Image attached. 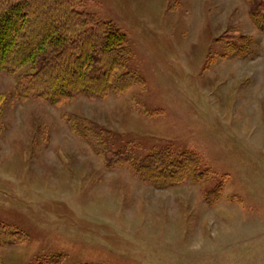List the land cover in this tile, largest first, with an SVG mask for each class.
I'll list each match as a JSON object with an SVG mask.
<instances>
[{"label": "rangeland", "instance_id": "obj_1", "mask_svg": "<svg viewBox=\"0 0 264 264\" xmlns=\"http://www.w3.org/2000/svg\"><path fill=\"white\" fill-rule=\"evenodd\" d=\"M83 1L126 33L143 82L52 104L18 99V73L0 69V221L25 234L0 264H264V31L249 1ZM71 116L110 149L193 154L204 175L157 187L109 167Z\"/></svg>", "mask_w": 264, "mask_h": 264}, {"label": "trees", "instance_id": "obj_2", "mask_svg": "<svg viewBox=\"0 0 264 264\" xmlns=\"http://www.w3.org/2000/svg\"><path fill=\"white\" fill-rule=\"evenodd\" d=\"M248 1L255 26L264 31V0ZM85 7L83 0H0V69L18 73V99L60 104L79 95L120 94L143 82L129 66L126 33ZM71 120L77 134L92 143L107 166L127 164L135 176L157 187L204 175L193 154L173 157L159 149L139 158L128 149L105 147L92 128L75 116ZM24 238L23 231L0 221V248ZM63 260V254H53L37 264H62Z\"/></svg>", "mask_w": 264, "mask_h": 264}]
</instances>
